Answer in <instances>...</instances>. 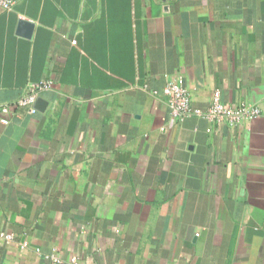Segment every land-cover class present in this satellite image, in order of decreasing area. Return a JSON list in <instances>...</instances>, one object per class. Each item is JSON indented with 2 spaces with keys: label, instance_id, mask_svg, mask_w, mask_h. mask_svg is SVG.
<instances>
[{
  "label": "crops",
  "instance_id": "obj_1",
  "mask_svg": "<svg viewBox=\"0 0 264 264\" xmlns=\"http://www.w3.org/2000/svg\"><path fill=\"white\" fill-rule=\"evenodd\" d=\"M179 77L261 114L177 121ZM0 233V264H264V0L0 8Z\"/></svg>",
  "mask_w": 264,
  "mask_h": 264
},
{
  "label": "built area",
  "instance_id": "obj_2",
  "mask_svg": "<svg viewBox=\"0 0 264 264\" xmlns=\"http://www.w3.org/2000/svg\"><path fill=\"white\" fill-rule=\"evenodd\" d=\"M13 5L14 0H0V8L4 10H10ZM51 86L52 83L50 82L33 85L29 93L19 100V105L28 106L31 113H36L35 103L40 93L49 90ZM164 95L171 109L172 117L177 121L196 115L218 125L242 126L250 124L261 114L259 105L254 103L226 104L220 89L213 91L211 103L207 108L196 107L193 105L191 92L182 77L171 79L165 87ZM9 109L8 106H4L2 111L6 113L9 112ZM2 121L8 122L5 118ZM13 238L14 235L12 234L0 233V241L11 242ZM21 246L26 247L28 243H21ZM55 260L61 262L59 258H55ZM71 264H79V259L77 257L72 258Z\"/></svg>",
  "mask_w": 264,
  "mask_h": 264
},
{
  "label": "water",
  "instance_id": "obj_3",
  "mask_svg": "<svg viewBox=\"0 0 264 264\" xmlns=\"http://www.w3.org/2000/svg\"><path fill=\"white\" fill-rule=\"evenodd\" d=\"M23 23H25V22H23ZM47 105H48V101L45 100L43 97H39L35 103V107L41 111H44L46 109Z\"/></svg>",
  "mask_w": 264,
  "mask_h": 264
}]
</instances>
